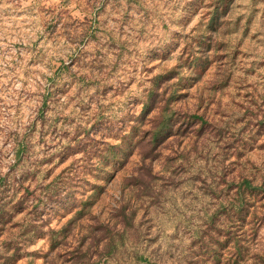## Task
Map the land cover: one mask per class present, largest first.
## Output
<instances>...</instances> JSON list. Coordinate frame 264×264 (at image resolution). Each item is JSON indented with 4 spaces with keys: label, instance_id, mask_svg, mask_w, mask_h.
Masks as SVG:
<instances>
[{
    "label": "clouds",
    "instance_id": "1",
    "mask_svg": "<svg viewBox=\"0 0 264 264\" xmlns=\"http://www.w3.org/2000/svg\"><path fill=\"white\" fill-rule=\"evenodd\" d=\"M0 264H264V0H0Z\"/></svg>",
    "mask_w": 264,
    "mask_h": 264
}]
</instances>
